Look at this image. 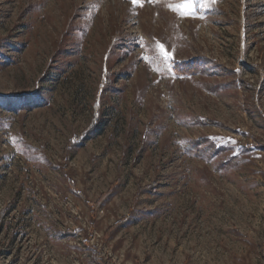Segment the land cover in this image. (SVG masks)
<instances>
[{
	"label": "rangeland",
	"instance_id": "obj_1",
	"mask_svg": "<svg viewBox=\"0 0 264 264\" xmlns=\"http://www.w3.org/2000/svg\"><path fill=\"white\" fill-rule=\"evenodd\" d=\"M0 264H264V0H0Z\"/></svg>",
	"mask_w": 264,
	"mask_h": 264
},
{
	"label": "snow or ice",
	"instance_id": "obj_2",
	"mask_svg": "<svg viewBox=\"0 0 264 264\" xmlns=\"http://www.w3.org/2000/svg\"><path fill=\"white\" fill-rule=\"evenodd\" d=\"M143 2H144V0H132V3H133V4L140 3L141 6H142V3H143ZM209 2L214 3L215 0H209ZM159 48H160V51H161L162 55L165 57V59L168 60V61H171V60H172V56H171V54H169V53L164 49V47H163L162 45H160Z\"/></svg>",
	"mask_w": 264,
	"mask_h": 264
},
{
	"label": "trees",
	"instance_id": "obj_3",
	"mask_svg": "<svg viewBox=\"0 0 264 264\" xmlns=\"http://www.w3.org/2000/svg\"><path fill=\"white\" fill-rule=\"evenodd\" d=\"M145 2L149 1V0H144ZM197 69V66L195 65H192V64H187L184 69L182 70V73L181 74H190L192 73L193 71H195Z\"/></svg>",
	"mask_w": 264,
	"mask_h": 264
}]
</instances>
